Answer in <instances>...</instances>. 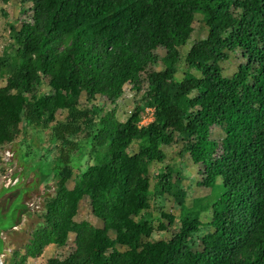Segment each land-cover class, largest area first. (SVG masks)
Returning a JSON list of instances; mask_svg holds the SVG:
<instances>
[{
	"label": "trees",
	"instance_id": "16d2710c",
	"mask_svg": "<svg viewBox=\"0 0 264 264\" xmlns=\"http://www.w3.org/2000/svg\"><path fill=\"white\" fill-rule=\"evenodd\" d=\"M16 5L0 54V150L45 132L54 166L38 175L55 189L7 264L43 253L42 264H264V0ZM185 158L209 194L189 199ZM82 201L101 226L75 220Z\"/></svg>",
	"mask_w": 264,
	"mask_h": 264
},
{
	"label": "rangeland",
	"instance_id": "374dc122",
	"mask_svg": "<svg viewBox=\"0 0 264 264\" xmlns=\"http://www.w3.org/2000/svg\"><path fill=\"white\" fill-rule=\"evenodd\" d=\"M3 7V6H0ZM16 0H11L8 5H5L3 8L7 12L6 16L0 17V54L7 53L9 50V43L8 41V18L12 15L13 11H19L16 8ZM9 16V17H8ZM10 21V20H9ZM10 24V23H9ZM17 26L19 22L15 23ZM197 26V23L195 24ZM195 38L189 41L188 47H190L194 42ZM160 54L162 55L163 52L160 50ZM242 52L236 51L231 53L229 61L225 64L227 68V74H232L240 64V57ZM133 95L129 92L124 95L122 101L119 102V107L117 110V114L119 117L125 118L127 113L133 108ZM153 118L152 116V109H145L143 113V119L141 124H146L147 122L151 121ZM23 148L19 152L20 156H17V152L20 149L21 145ZM47 135L46 133H41L40 130L34 131L30 128L27 129V136L21 138L20 141L14 143L13 145L9 146V150L1 149L0 150V183L12 182L14 177L10 175L11 171L13 170L12 164L9 162V170L6 168L4 164L5 158L11 160V162H15L18 164L19 167H22V170L25 168L28 171H38L43 172L45 174L51 173V168L54 164L51 162V156L45 154V148H47ZM44 147V148H42ZM27 152V153H26ZM26 153V154H25ZM25 154L24 159L22 160V155ZM54 156V155H52ZM9 160V161H10ZM15 163V164H16ZM180 165H182L181 176L183 177V185L188 191V196L190 200H193L198 197H203L210 193V189L199 186L197 184L198 181V172L196 167L191 163L188 159H183L179 161ZM11 164V166H10ZM85 161H83L81 165V169L85 168ZM79 170V169H78ZM75 168V172L78 173L79 171ZM9 177V180H8ZM32 178L33 181H32ZM21 183V186L24 188V196L27 201H32L35 205L32 211H27L24 213L23 221L18 224V219L20 218L21 214L25 212L27 209L24 206L26 202L22 201V199H18L12 202L10 209H9V219L6 222L0 223V230L2 233L4 232V240H5V248L0 257V264H7L10 260L12 251L14 249L20 248L24 243L27 242V239L30 235L32 229L36 226V223L39 220L38 212L44 206V201L46 198V193L52 194L54 192L55 187L53 186L52 181L42 182L39 175H22L17 180ZM73 181L70 180L68 182V187L72 188ZM1 186V185H0ZM29 190H26V189ZM11 196V195H10ZM168 202H165L164 205H167ZM37 212V213H36ZM154 212V211H153ZM155 213V212H154ZM75 220H87L92 224L97 226H101L102 223L96 217H94L90 211L88 204L85 201L81 202V208ZM167 223V222H165ZM2 237H0V246L2 245ZM70 248V242L66 246H57L54 248V251L58 255H63L67 253ZM48 257L47 254L43 253L38 258L29 259L26 264H42L43 261Z\"/></svg>",
	"mask_w": 264,
	"mask_h": 264
},
{
	"label": "crops",
	"instance_id": "0c3cea01",
	"mask_svg": "<svg viewBox=\"0 0 264 264\" xmlns=\"http://www.w3.org/2000/svg\"><path fill=\"white\" fill-rule=\"evenodd\" d=\"M7 149L9 148L6 147ZM5 148V150H7ZM9 150V149H8ZM10 159L5 158L4 160V164L6 166V168H8L7 170H9V162L13 163L12 167L13 170L11 171L10 175H14L16 177H14L12 182H8L7 181L5 183H0V223L2 222H6L9 219V209L10 206L12 204L13 201L18 200V199H22V201L26 202V204L24 203V206L26 207V211H32L35 207V205L33 204L32 201H27L25 196H24V188L21 186V183L18 182L17 180L20 178V176L22 175H38V171H32V173H30L31 171H28L27 169L24 171V169L22 170V167H19L18 164L16 163L17 161H13L11 162ZM16 163V164H15ZM11 166V164H10ZM34 178H32L33 181ZM9 180V177H8ZM26 190H29L28 188ZM11 195V196H10ZM25 215L23 214L22 216V220L23 221V217ZM4 232L0 233V237H2V245L0 246V257L4 251L5 248V240H4Z\"/></svg>",
	"mask_w": 264,
	"mask_h": 264
}]
</instances>
